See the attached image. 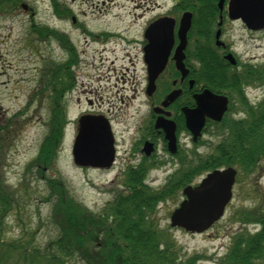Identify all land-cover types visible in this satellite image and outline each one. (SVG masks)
Wrapping results in <instances>:
<instances>
[{"label":"rangeland","instance_id":"rangeland-1","mask_svg":"<svg viewBox=\"0 0 264 264\" xmlns=\"http://www.w3.org/2000/svg\"><path fill=\"white\" fill-rule=\"evenodd\" d=\"M58 2L63 12L67 10V15L55 11L53 0H24L28 10L20 7L11 15L0 13V168L5 183L17 191L21 208L6 215L5 221L9 234L14 237L32 228L28 232L36 233L27 234V239L31 240L34 235V241L42 245L58 238V228L51 220L53 203L45 199L49 193L46 178L62 177L70 195L92 212L100 213L113 200L116 191L124 188L120 183L128 166L155 162L158 167L147 176V183L155 188L163 186L181 166L178 157L170 153L158 135L154 136V156L148 160L140 153L143 143H139L150 124V103L159 104L172 88V80L178 78L174 65L169 64L157 80L154 95L151 98L147 95L143 33L148 22L158 16L179 19L180 12L176 9L179 4L175 0ZM34 23L64 33L77 56L72 66L74 86L64 95L67 121L58 157L51 169L43 172L34 166L27 170L49 131L48 122L53 119L49 104L53 103L54 94L50 93L49 97V91L40 85L41 70L45 63L55 62L56 67L72 57L57 38L34 32ZM224 26L226 34L221 40L229 44L239 63H264V30L250 31L241 21H230ZM189 63L193 68L198 67L196 61ZM245 95L251 103L260 101L264 97V85L246 87ZM85 114L110 119L117 148L111 168L80 166L74 161L72 149L79 119ZM236 115L239 117L241 113ZM214 131L213 126L208 127L201 139L194 142L188 132L180 130L177 134L180 155L187 157L191 153L210 151L219 141ZM27 188L30 195H26ZM233 190V199L224 217L204 233L170 226L171 212L185 198L182 192L158 206V223L170 230L181 255L201 254L212 258L203 257L197 264H218L237 231L247 228L253 233L259 229L254 223H241L236 213L255 206L264 209V164L251 179L238 174ZM97 239L99 242L100 237ZM74 264L83 263L75 259Z\"/></svg>","mask_w":264,"mask_h":264},{"label":"trees","instance_id":"trees-1","mask_svg":"<svg viewBox=\"0 0 264 264\" xmlns=\"http://www.w3.org/2000/svg\"><path fill=\"white\" fill-rule=\"evenodd\" d=\"M217 1L179 0L178 4L194 12L190 53L198 63L194 69L201 75V84L229 94L235 103L232 116L227 115L216 125L214 134L219 141L205 153H191L189 157L179 154L180 168L159 188L147 183L148 173L157 167L155 162L128 167L120 183L124 188L116 191L100 213L92 212L70 195L62 177L46 178L49 193L45 199L53 203L51 220L58 228V238L45 245L34 241V235L27 239V234L36 233L28 232L32 228L21 231L19 237L9 234L6 215L21 208L17 191L5 183L0 168V264H74L75 259L83 264H197L206 257L181 255L170 230L158 223V206L179 196L183 187L213 169L233 166L239 175L251 179L264 164V97L251 103L245 95L246 87L264 85V63H244L240 70L235 69L212 48L213 27L219 12ZM23 2L0 0V13L11 15ZM53 3L59 15L66 13L67 10L60 9L58 0ZM32 29L44 37L57 38L72 57L56 67L55 62L45 63L41 70L40 85L49 91V97L54 94L53 103L49 104L53 119L48 122L49 131L27 170L34 166L43 172L51 169L58 157L67 121L64 95L74 86L72 66L77 56L64 33L35 23ZM190 102L193 103L192 98ZM185 103L191 104L189 98ZM237 113L241 116L237 117ZM181 127L184 128L183 121ZM25 191L30 195L28 188ZM236 215L244 225L254 223L259 229L253 233L247 228L237 231L218 264H264V209L255 206L241 209Z\"/></svg>","mask_w":264,"mask_h":264},{"label":"water","instance_id":"water-1","mask_svg":"<svg viewBox=\"0 0 264 264\" xmlns=\"http://www.w3.org/2000/svg\"><path fill=\"white\" fill-rule=\"evenodd\" d=\"M224 0L220 1V6ZM27 8V5H23ZM229 16L232 19H242L251 29L264 28V0H230ZM192 13L185 12L178 31L180 44L173 57L182 78L189 70L185 65V47L187 32L191 27ZM175 19L163 17L153 22L146 31L148 44L145 46V61L148 65L147 93L153 94L156 89V80L164 71L171 49L174 44ZM220 31L217 34L219 38ZM219 43V41H218ZM227 58L236 63L233 55ZM181 89L170 92L162 102L168 107L181 94ZM197 106L184 107L187 127L196 140L201 134L206 117L220 121L227 110L228 98L217 95L206 89L195 95ZM158 113L170 115L161 107L154 109ZM79 132L73 146L74 161L78 165L93 167H110L114 161V138L108 120L103 116H82L79 120ZM156 127H164L168 140V147L172 152L177 151L175 135L176 124L173 120L159 117ZM144 151L151 154L153 144L147 142ZM237 170L233 167L215 169L208 173L198 185H188L183 189L185 199L171 214V226L182 227L190 232L201 233L209 229L225 213L226 206L233 196V187L236 181Z\"/></svg>","mask_w":264,"mask_h":264},{"label":"flooded vegetation","instance_id":"flooded-vegetation-1","mask_svg":"<svg viewBox=\"0 0 264 264\" xmlns=\"http://www.w3.org/2000/svg\"><path fill=\"white\" fill-rule=\"evenodd\" d=\"M219 2H220V0H218V2L216 3L217 7H218ZM228 2H229V0H224L222 6L219 5V7H220L219 20H217V22L215 21L216 24L213 28V36L215 38V44H216L217 31L221 30L222 31L221 37L224 36L226 34L225 30H224L225 29L224 25L228 24L230 21H232L229 19L228 12H227ZM186 9L187 8L183 7L181 10H179V11L177 10V11L180 12V15H181V13L183 14L186 11H191V10H186ZM162 16H164V15H162ZM159 17H161V16H158L157 18H159ZM154 20L155 19L153 18L148 23L151 24ZM193 25H194V17H193V21H192V26L188 32V44H187L186 49H185V53H186L185 62H186L187 67L189 68V72H188L187 76H185L184 78H182L181 74L179 73V75H177L178 78L173 79L171 82V85H172L171 89H181L182 92L177 97V99L170 104L168 109L161 106V103H162L161 101L159 104H156L155 102H151L149 99V102H151L150 107L152 110L150 112V119L151 120L149 122L150 124L148 123L149 125L147 126V133L144 134L142 136V138H140V140H139V143H141V144L143 143L142 149L145 147L146 141H150L154 145L155 150H156L155 141H154V139L156 138L154 136H156V135H158L161 139H163V141L165 140L164 138H165L166 133L164 134V132H165L164 127H156L157 120L159 117L163 116L166 119L173 120L175 122V124H176L175 135L177 136V134L179 132V128H180V122L182 121V119L184 121V124L186 125V116H185V114H183V116H182L180 114V110L182 112L184 107H189V108L194 107L195 106V99H196L195 95L201 94L205 89H209L210 91L217 93L216 91H213L212 89L208 88L207 86H204L203 84H201V75L199 74V72L196 69H194L192 67V65L188 61L189 58L191 60L190 46H191V34L193 32ZM147 27L145 28L144 33H143L144 39H145ZM179 28H180V19H177V21L175 23V28H174V44H173V47L171 49L170 59H169V64H173L175 67V71H174L175 73H176V66H175V61L173 59V56L175 55L176 49L180 44V38H179V34H178ZM209 35H211V33ZM224 43H225V45L223 43H219L220 46H218L216 44L217 47H220L219 51H221L223 53V55H225L231 51V49H230L231 47H229V44L226 42H224ZM145 44H146V39H145L144 45ZM162 74L160 75V77L162 76ZM156 89H157V87H156ZM154 93L152 95H150L149 97L151 98L154 95ZM165 96H166V93H165L164 97ZM188 98H189V103H191V104L185 103L186 99H188ZM190 98H192L193 103L190 102ZM159 105L161 106V108L166 109L165 111L170 112V115H166L163 112L162 113L156 112L154 109ZM171 108H172V110H171ZM108 120L110 121L109 118H108ZM210 124H212V121L207 120L206 127ZM206 127H205V129H206ZM184 130H187V129L184 128ZM142 149H140V153L143 155Z\"/></svg>","mask_w":264,"mask_h":264},{"label":"bare ground","instance_id":"bare-ground-1","mask_svg":"<svg viewBox=\"0 0 264 264\" xmlns=\"http://www.w3.org/2000/svg\"><path fill=\"white\" fill-rule=\"evenodd\" d=\"M96 42V41H95ZM99 42V41H98Z\"/></svg>","mask_w":264,"mask_h":264}]
</instances>
